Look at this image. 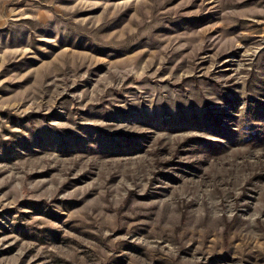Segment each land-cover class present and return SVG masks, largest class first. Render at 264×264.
<instances>
[{
  "label": "rangeland",
  "instance_id": "obj_1",
  "mask_svg": "<svg viewBox=\"0 0 264 264\" xmlns=\"http://www.w3.org/2000/svg\"><path fill=\"white\" fill-rule=\"evenodd\" d=\"M0 264H264V0H0Z\"/></svg>",
  "mask_w": 264,
  "mask_h": 264
}]
</instances>
